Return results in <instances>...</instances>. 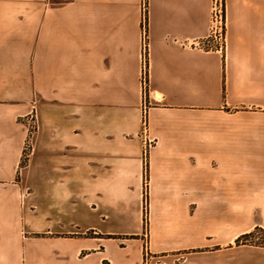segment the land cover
<instances>
[{
	"label": "crops",
	"instance_id": "1",
	"mask_svg": "<svg viewBox=\"0 0 264 264\" xmlns=\"http://www.w3.org/2000/svg\"><path fill=\"white\" fill-rule=\"evenodd\" d=\"M143 1L0 0V264H264V0Z\"/></svg>",
	"mask_w": 264,
	"mask_h": 264
},
{
	"label": "rangeland",
	"instance_id": "2",
	"mask_svg": "<svg viewBox=\"0 0 264 264\" xmlns=\"http://www.w3.org/2000/svg\"><path fill=\"white\" fill-rule=\"evenodd\" d=\"M225 9H226V0H225ZM145 65H146V68L148 71V56L146 58L144 57V71H145ZM143 79H144V74H143ZM146 80H147L146 83L144 82L145 87H147V83H148V73H147V79ZM42 104H43V99L37 98L36 108H37V105L39 106V108H42ZM40 123H41V114L40 113L38 114V112L36 110L34 112V117L31 118V122L29 123V126H28L29 136L27 138L26 149H25V154H24V161L22 164L24 166L27 163L28 154H30L32 152L33 144L36 143V136L40 130ZM146 128H147V122L144 119L142 130L145 132ZM149 147H150V141H148V143L146 144V148L144 151L145 155L147 154V150L149 149ZM39 165H40L39 167L41 168V166H42L41 161H40ZM86 165L89 166V160H84V167L85 168H86ZM147 179H148V167L146 164L145 171H144V180L147 181ZM40 195H41L40 193L35 192V196H36V198H35L36 199L35 209H36V212L38 210H40V207L42 204V199H41ZM86 195L87 194L84 193V205L89 207V198H86ZM142 209H143V219H144L143 248H144L145 257H148L149 256V237H148L149 193L147 192V190L146 191L144 190V192H143ZM259 228L260 229H258L256 227L254 230H252L251 231L252 235L249 238L245 239V243H240V244L264 246V228H262V227H259ZM36 235H40V234L36 233Z\"/></svg>",
	"mask_w": 264,
	"mask_h": 264
},
{
	"label": "built area",
	"instance_id": "3",
	"mask_svg": "<svg viewBox=\"0 0 264 264\" xmlns=\"http://www.w3.org/2000/svg\"><path fill=\"white\" fill-rule=\"evenodd\" d=\"M55 2H67L70 0H50ZM144 12L147 10V0L143 1ZM143 54L146 58L148 56V32L147 24L144 17L143 22ZM186 45L190 44L189 41L185 42ZM195 48L202 50H218L224 51L226 45V13H225V0H211L210 10V25L207 35L196 38L191 42ZM147 68L145 65L144 82L147 79Z\"/></svg>",
	"mask_w": 264,
	"mask_h": 264
},
{
	"label": "trees",
	"instance_id": "4",
	"mask_svg": "<svg viewBox=\"0 0 264 264\" xmlns=\"http://www.w3.org/2000/svg\"><path fill=\"white\" fill-rule=\"evenodd\" d=\"M257 228L260 229L259 227H257ZM258 229H257V230H258ZM251 235H252V232L245 233L244 235H242V237H240V238L237 240V244L245 243V239H246V238H249Z\"/></svg>",
	"mask_w": 264,
	"mask_h": 264
}]
</instances>
